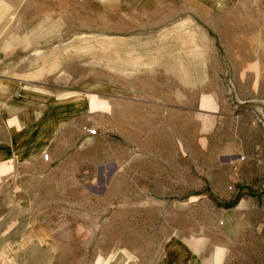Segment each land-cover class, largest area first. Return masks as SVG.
Returning <instances> with one entry per match:
<instances>
[{
	"label": "rangeland",
	"instance_id": "obj_1",
	"mask_svg": "<svg viewBox=\"0 0 264 264\" xmlns=\"http://www.w3.org/2000/svg\"><path fill=\"white\" fill-rule=\"evenodd\" d=\"M121 3L0 0V264H264V0Z\"/></svg>",
	"mask_w": 264,
	"mask_h": 264
},
{
	"label": "crops",
	"instance_id": "obj_2",
	"mask_svg": "<svg viewBox=\"0 0 264 264\" xmlns=\"http://www.w3.org/2000/svg\"><path fill=\"white\" fill-rule=\"evenodd\" d=\"M97 1H104V0H97ZM114 2V5L119 7V4L122 5L126 4V8L128 10H143L145 12L153 13L158 16H167L168 7L170 9H177L180 10L174 13L176 16L184 17V16H191V13L188 11H184L186 8L190 7L191 2H199L205 0H110ZM116 3V4H115ZM160 10L159 12H150ZM21 78L17 79L15 83V88L17 85L19 86V81ZM19 80V81H18ZM1 85L6 88V79L0 75V87ZM20 89V88H19ZM1 94V88H0ZM10 126V125H9ZM15 134H12L14 137ZM17 143L15 139L8 141L7 138V115L4 114L3 109L0 106V164H4L7 162V154L8 148L10 152L15 153ZM29 148V146H27ZM10 159H14L11 157ZM50 159V155H49ZM181 249H175L174 253H171L175 257H181V264H206L207 258H204L205 247L198 248L194 241L190 239H183L180 242ZM178 259V258H177ZM176 259V261H178ZM205 259V260H204Z\"/></svg>",
	"mask_w": 264,
	"mask_h": 264
},
{
	"label": "built area",
	"instance_id": "obj_3",
	"mask_svg": "<svg viewBox=\"0 0 264 264\" xmlns=\"http://www.w3.org/2000/svg\"><path fill=\"white\" fill-rule=\"evenodd\" d=\"M87 133H88V135H93V134L96 133V129H93V128L87 129ZM44 159L45 160L49 159V154L48 153L44 155Z\"/></svg>",
	"mask_w": 264,
	"mask_h": 264
}]
</instances>
